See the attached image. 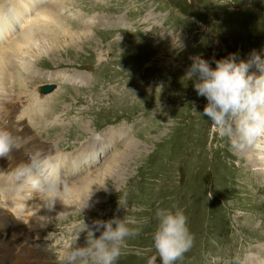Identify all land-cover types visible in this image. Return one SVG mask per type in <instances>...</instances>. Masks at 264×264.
<instances>
[{"label": "rangeland", "instance_id": "1", "mask_svg": "<svg viewBox=\"0 0 264 264\" xmlns=\"http://www.w3.org/2000/svg\"><path fill=\"white\" fill-rule=\"evenodd\" d=\"M68 1L43 4L63 8L64 14L57 12L55 18L63 21V35L71 33L63 43L70 51L62 49L52 60L33 63L37 69L30 71L35 76L23 71L20 75L34 76L36 82L29 78L33 86L19 94L25 103V98L39 94L41 85L58 82L60 96L43 106L46 131L34 129L54 155H83L91 145H109L110 140L113 146L89 167L92 171L69 183L99 179L92 188L93 203L57 216L44 213L33 221L26 213L42 203L37 195L32 193L15 208L8 205L5 212L8 200L14 199L13 189L0 190V212L15 216L39 243L43 264H59L60 253L78 235V246H85V225L93 229V221L113 217L148 221L139 236L126 238L116 262L146 264L155 252V211L172 205L183 210L194 237L192 248L176 264H244L257 256L263 259L264 175L257 163L247 161L245 147L232 149L227 139L213 132L203 116L207 100L197 95L195 78L187 79L186 73L194 56L213 68L214 60L230 54L237 62H247L255 51L264 60V0H225L229 6L223 12L221 0ZM247 2H255L259 9L244 8ZM55 18L49 30L53 38ZM87 23L91 35L78 40ZM211 31L218 35L216 41ZM249 73L260 74L255 65ZM73 76H78L79 84L69 82ZM51 126L56 129L48 131ZM131 143L133 154L126 151ZM111 158L121 160L109 173L105 170ZM156 264H161L159 258Z\"/></svg>", "mask_w": 264, "mask_h": 264}, {"label": "clouds", "instance_id": "2", "mask_svg": "<svg viewBox=\"0 0 264 264\" xmlns=\"http://www.w3.org/2000/svg\"><path fill=\"white\" fill-rule=\"evenodd\" d=\"M192 64L187 79L194 80L198 96L207 104L203 116L222 139H227L235 150L252 146L264 138V60L255 51L247 62H237L236 55L214 60L215 68L200 56L190 57ZM255 65L260 74L249 73ZM23 142L5 127H0V157H8L22 148ZM27 161H21L7 175L15 190L31 196L35 193L46 207L52 209L57 199L63 200L69 191L68 180L62 175L60 165L41 150L27 151ZM119 203H121L119 201ZM152 233L154 254L146 264H176L188 252L194 242L189 231L188 218L176 205L158 207ZM147 220L113 217L110 220L93 221V229L87 230L85 246L75 240L59 255V264H116L123 254L126 238L137 237ZM85 224V223H84ZM99 232V236L96 233ZM152 248L148 251L151 252ZM139 255V253H138Z\"/></svg>", "mask_w": 264, "mask_h": 264}, {"label": "bare ground", "instance_id": "3", "mask_svg": "<svg viewBox=\"0 0 264 264\" xmlns=\"http://www.w3.org/2000/svg\"><path fill=\"white\" fill-rule=\"evenodd\" d=\"M44 1L45 0H0V127H5L10 132H12L14 128L15 134L13 136L19 137L23 142V146L20 150H14L8 157H0V190H3L4 193H8L13 189L14 199H9L7 204L13 205L14 208L19 204L23 205V203L28 200V195L15 190L14 185L5 175L11 172L21 161H27L28 157L25 154L27 151L39 149L45 155L51 154V158L60 165L62 175L68 180V183H71L80 179L78 177L82 175L83 172L87 171V165L96 164L98 158L100 159L102 155L103 157L106 155L105 151H107V148L110 149V146H113V142L110 140L109 145L103 143L91 145L89 149H86L87 152L83 155L74 156L73 154H68L62 156L60 154L54 155L52 147L46 146L37 138L36 132L38 129L42 128L46 131V122L42 121L43 106L49 102L54 95L58 94L57 97H59L60 94L57 91L54 95L39 96L37 92L30 99L25 98L26 101L23 103V99L19 92L26 91L33 86L30 79L33 81L35 80V74L32 71L33 69H37L35 67L36 65H33V63H38L39 60L43 58L52 60L56 57V53L61 54L62 49L67 50V52L71 49V47L67 48L63 44L66 41V37L71 33L63 35L66 32L62 26L63 21H58L55 18V13L56 16L58 15L57 12L61 15L63 8L59 7L57 10V6L43 4ZM55 2H58V5L64 2L66 4L69 3L68 0H55ZM48 8L55 9L54 13L51 14L50 12L52 11ZM54 18L56 33L53 38L52 36L50 37L49 30H51L50 24L53 22ZM18 25L21 26V30L16 32ZM84 29L85 30L82 31L83 33L85 31L83 36L80 37V35H77L78 40L91 35L88 33V30L90 31L91 29L89 23L84 26ZM42 32H45L43 36ZM14 33L15 37L12 38ZM74 41H76V39ZM26 70L29 71V74L32 73L34 76H29V79L27 76L20 75ZM78 79V76H73L70 77L69 82L79 84L76 81ZM5 82H7V85L4 84ZM34 82H36V80ZM53 100L54 99H52V102ZM25 105H27V107L24 108ZM68 109L64 111V114ZM9 113H11V116H8ZM53 129L56 128L51 126L48 131ZM132 146L133 143L126 147V151L130 150V154L135 153ZM244 153L249 156L247 161L255 163V165L257 163V168L260 169L259 173L264 175V143L262 138L252 146H245ZM120 160L115 159L118 163H120ZM115 161L114 158L108 159L105 171H109V173L110 171H115ZM98 180L99 179L85 177L83 180L69 186L67 195L63 197V200L57 199L52 209L46 207L42 201L41 204L37 203L36 208L32 209L33 211L27 212L29 215L26 213V218L32 220V218L35 217V219L38 220L44 213L48 214V216L56 213L57 216L61 213H70L72 211H77L79 208L86 207L87 204L93 203L95 197H92L91 193H95V189L92 188ZM33 194L36 195L35 193ZM3 198H5V196H3ZM31 200L35 199L32 198ZM35 219L33 218V221ZM41 221H44V219H41L39 222ZM10 228L12 232L8 233ZM0 233L4 234H0V254L8 256L9 264H43L42 257H44V255L37 247L39 243L33 239V236L26 231L24 226L18 222H11V219L5 222L0 220ZM262 257H264V254ZM259 258L260 257L257 256L256 259L254 258V261H245L244 264H264V258L260 260Z\"/></svg>", "mask_w": 264, "mask_h": 264}, {"label": "water", "instance_id": "4", "mask_svg": "<svg viewBox=\"0 0 264 264\" xmlns=\"http://www.w3.org/2000/svg\"><path fill=\"white\" fill-rule=\"evenodd\" d=\"M53 89H54V86H46V87L43 88V91H44V92H50V91H52Z\"/></svg>", "mask_w": 264, "mask_h": 264}]
</instances>
